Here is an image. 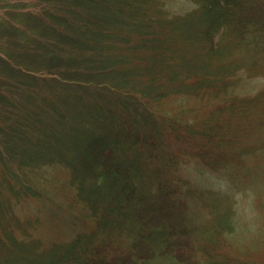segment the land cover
I'll return each mask as SVG.
<instances>
[{
  "label": "trees",
  "instance_id": "obj_1",
  "mask_svg": "<svg viewBox=\"0 0 264 264\" xmlns=\"http://www.w3.org/2000/svg\"><path fill=\"white\" fill-rule=\"evenodd\" d=\"M162 1L0 0V264H132L167 246L171 229L151 218L179 210L162 206L173 190L145 167L165 128L186 142L198 136V155L241 138L251 145L236 152L264 151V90L223 99L194 126L162 125L153 107L166 95L227 90L217 38L245 42L258 23L253 3L193 0L179 14ZM54 165L69 170L94 229L46 247L15 205L38 195L29 175ZM205 223L179 229L206 236L201 262L230 264L213 240L226 218ZM123 237L126 255L108 257Z\"/></svg>",
  "mask_w": 264,
  "mask_h": 264
},
{
  "label": "rangeland",
  "instance_id": "obj_2",
  "mask_svg": "<svg viewBox=\"0 0 264 264\" xmlns=\"http://www.w3.org/2000/svg\"><path fill=\"white\" fill-rule=\"evenodd\" d=\"M162 2L179 14H186L194 6L193 0ZM250 2L255 6L253 15L258 23L255 28H247L249 37L246 41L240 42L234 36L216 37L225 51L221 61L216 63L230 66L229 73L222 76L227 90L217 97L207 94L198 97L189 94L164 96L153 105L162 118V125H167L170 119L197 125L223 99L264 90V0ZM198 48L192 45L191 53ZM229 129L239 131L230 124ZM165 130L159 140L162 145L147 153L145 167L151 171L159 169V177L167 184V189L174 191H171L173 201H164L162 206L173 204L179 211L151 218L152 224L159 222L162 228L171 229L168 245L159 244L152 253L143 257L133 255L132 264H204L201 262L200 243L206 236L201 237L197 233L183 235V229L179 228L201 226L211 218H221L222 221L224 217L227 223L224 225L228 227L219 223L223 234L213 237V240L221 241L217 252L227 257L230 264H264V151L255 148L246 155L236 152L251 145V141L241 138L233 145L228 143L219 148H207L209 151L205 156L198 155V136L193 138L194 141L186 142ZM29 177L38 195L19 198L15 212L22 221L25 220L28 230L26 219H31L35 225L31 233L39 238L42 246L68 242L78 233L94 229V219L87 206L77 200L76 188L65 166L45 167ZM188 188L191 191L187 195L181 192ZM160 216L163 220L156 221ZM23 225L19 222L17 227L26 233ZM189 244L197 245V248L192 252L190 246L186 247ZM110 245L108 257L126 255L124 237ZM181 246L185 249L177 250Z\"/></svg>",
  "mask_w": 264,
  "mask_h": 264
}]
</instances>
